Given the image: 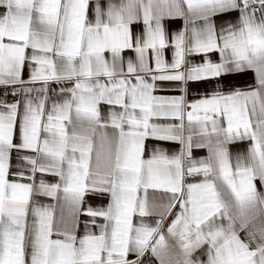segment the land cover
Listing matches in <instances>:
<instances>
[{"label": "crops", "instance_id": "0c3cea01", "mask_svg": "<svg viewBox=\"0 0 264 264\" xmlns=\"http://www.w3.org/2000/svg\"><path fill=\"white\" fill-rule=\"evenodd\" d=\"M0 0V264H264V0Z\"/></svg>", "mask_w": 264, "mask_h": 264}, {"label": "built area", "instance_id": "2783aa9c", "mask_svg": "<svg viewBox=\"0 0 264 264\" xmlns=\"http://www.w3.org/2000/svg\"><path fill=\"white\" fill-rule=\"evenodd\" d=\"M245 5L252 7L253 9H258L260 2L258 0H245Z\"/></svg>", "mask_w": 264, "mask_h": 264}]
</instances>
